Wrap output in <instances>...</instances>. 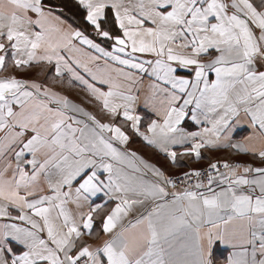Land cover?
Wrapping results in <instances>:
<instances>
[{
	"label": "snow or ice",
	"instance_id": "1",
	"mask_svg": "<svg viewBox=\"0 0 264 264\" xmlns=\"http://www.w3.org/2000/svg\"><path fill=\"white\" fill-rule=\"evenodd\" d=\"M0 264H264V0H0Z\"/></svg>",
	"mask_w": 264,
	"mask_h": 264
},
{
	"label": "crops",
	"instance_id": "2",
	"mask_svg": "<svg viewBox=\"0 0 264 264\" xmlns=\"http://www.w3.org/2000/svg\"><path fill=\"white\" fill-rule=\"evenodd\" d=\"M140 110L142 113L144 112L143 108H141ZM132 147L134 149H138L141 152V154H143L146 158H149V159L153 160L154 162H157V163L162 164V165L166 164V162L164 161L162 156L154 155L153 150L151 148L143 146L138 139L135 140ZM215 155H224V154L223 153H216ZM206 163H207L206 161L202 160L198 163L192 164L191 166L192 167H202V166H205ZM180 170L181 169H172L173 172L180 171Z\"/></svg>",
	"mask_w": 264,
	"mask_h": 264
},
{
	"label": "trees",
	"instance_id": "3",
	"mask_svg": "<svg viewBox=\"0 0 264 264\" xmlns=\"http://www.w3.org/2000/svg\"><path fill=\"white\" fill-rule=\"evenodd\" d=\"M57 2H58V0H52V3H54V4L57 3Z\"/></svg>",
	"mask_w": 264,
	"mask_h": 264
}]
</instances>
